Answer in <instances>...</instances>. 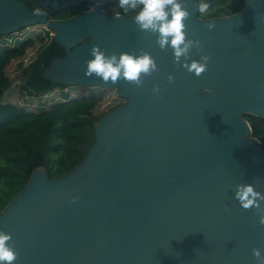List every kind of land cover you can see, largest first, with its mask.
I'll return each instance as SVG.
<instances>
[{"label":"water","instance_id":"water-1","mask_svg":"<svg viewBox=\"0 0 264 264\" xmlns=\"http://www.w3.org/2000/svg\"><path fill=\"white\" fill-rule=\"evenodd\" d=\"M34 1L42 12L0 0V36L34 24L53 32L27 84L38 92L117 88L128 101L98 117L80 163L52 178L35 167L0 211L14 264H259L253 249L264 255V225L235 191L251 183L264 193V148L243 117L264 116V0L214 17H198L200 0H188L187 37L201 42L188 63L210 57L199 77L140 31L135 13H104L109 0ZM84 1L95 5L61 21L46 17ZM95 45L108 55L148 52L159 71L139 87L88 77Z\"/></svg>","mask_w":264,"mask_h":264},{"label":"trees","instance_id":"trees-1","mask_svg":"<svg viewBox=\"0 0 264 264\" xmlns=\"http://www.w3.org/2000/svg\"><path fill=\"white\" fill-rule=\"evenodd\" d=\"M208 4L206 13L197 11L198 17L224 16L239 12L245 0H203ZM139 7L136 11H139ZM69 8L56 15L70 18L79 12ZM124 14H133L130 10ZM10 35V34H9ZM41 37L38 39V37ZM1 37V36H0ZM17 44L0 43V211L13 200L27 184L30 172L37 166L46 169L49 178L60 176L75 167L87 154L94 142V126L101 115L122 102H116L101 113L95 108L104 99V91L110 88L88 85H63L38 92L27 84L30 68L46 53L52 38L47 39L42 29H34L17 36ZM41 40L42 43H37ZM44 38V40H43ZM47 39V40H46ZM31 50V52H29ZM34 54L32 60L21 68L22 90L32 96H44L57 91L58 96L46 108L36 111L23 105L2 101L4 90L11 84L8 66L23 55ZM71 91L76 94L72 96ZM67 98L63 99V94ZM70 95V96H69ZM28 97V96H27ZM251 134L264 148V116L245 113Z\"/></svg>","mask_w":264,"mask_h":264},{"label":"clouds","instance_id":"clouds-1","mask_svg":"<svg viewBox=\"0 0 264 264\" xmlns=\"http://www.w3.org/2000/svg\"><path fill=\"white\" fill-rule=\"evenodd\" d=\"M188 0H118V7L125 13L130 10L135 12L134 23L142 32H150L157 37V44L161 50H167L169 47L173 50L174 60L180 63L183 58V67L188 72L194 73L197 77L207 70V64L210 60L208 55L202 56L201 60H191L190 52L194 47L201 49L199 40L189 39L186 32V19L190 16L186 4ZM139 7V11H136ZM208 10V4L203 0L199 2L198 11L203 14ZM116 13V17H119ZM214 25L210 24L209 28ZM90 55L94 59L86 61L87 68L85 75L88 77L102 78L107 82L116 83L121 79L136 86H142L144 79L158 72L159 68L155 58L148 52L140 55L123 52L108 55L101 50L99 45L93 46ZM169 82L174 81V76H168ZM159 92V86L153 89ZM235 199L245 210L255 209L259 216V224L264 225V207L261 202L264 201V193L257 191L254 184H239L236 186ZM76 198H73L75 201ZM12 235L0 230V264H14L18 259V253L10 243ZM253 255L259 264H264V255L260 249H253Z\"/></svg>","mask_w":264,"mask_h":264},{"label":"rangeland","instance_id":"rangeland-1","mask_svg":"<svg viewBox=\"0 0 264 264\" xmlns=\"http://www.w3.org/2000/svg\"><path fill=\"white\" fill-rule=\"evenodd\" d=\"M26 30H23L22 32H13L10 35H1L0 37V43L4 44H17L20 42V39L17 38V36H20L23 34V32L27 33V31L30 33L34 29H42V34L47 37L48 40L52 38L53 32L49 30L47 26H43L42 24H34L31 26L24 27ZM41 37L39 36L38 39ZM36 38L35 41L37 43H42L41 40L38 41ZM46 39V40H47ZM44 40V38H43ZM31 52V50L29 51ZM28 52V53H29ZM34 57V54L29 53L26 55H23L22 57H19L17 59V62L12 61V63L8 66V76L10 77L11 84L4 90L2 94V101L4 102H11L17 105H23L26 108L30 110H38L40 108H46L56 99L58 94L57 91H51L45 94L44 96H32L27 94L24 90H22V87L20 85L23 83V76L21 73V68L27 65V63L32 60ZM71 95L74 96L76 93L71 91ZM117 88H110L103 93L104 99L101 100V102L98 104V106L95 108L94 113H101L110 108L111 105H113L116 102H122L126 103L128 101L127 98L120 97L117 94ZM28 96V97H27ZM70 96V95H69ZM67 94H63V99L67 98ZM50 102V103H49ZM1 190V185H0Z\"/></svg>","mask_w":264,"mask_h":264},{"label":"flooded vegetation","instance_id":"flooded-vegetation-1","mask_svg":"<svg viewBox=\"0 0 264 264\" xmlns=\"http://www.w3.org/2000/svg\"><path fill=\"white\" fill-rule=\"evenodd\" d=\"M25 1L27 3L28 7L32 11L42 12V10H43L42 6L39 3H37L36 1H34V0H25ZM94 5H95V2H86V1L80 3L77 6H65L64 5V6L58 7L54 11L47 12L46 17L49 21H61V20H65L66 18L65 19L64 18H57L56 15H58L59 12H63L65 10H68L69 8L73 7V8L81 9L78 12V13H80V12H84V11H88L89 9H92L94 7ZM102 11L106 14H115V13L124 14L120 10V8L118 7V0H109V1L103 2ZM23 29H25V28H21L16 32H18V33L22 32Z\"/></svg>","mask_w":264,"mask_h":264},{"label":"built area","instance_id":"built-area-1","mask_svg":"<svg viewBox=\"0 0 264 264\" xmlns=\"http://www.w3.org/2000/svg\"><path fill=\"white\" fill-rule=\"evenodd\" d=\"M42 25H43V26H45L44 24H42ZM23 30H26V28H25V29H23ZM50 32H51V31H50ZM27 33H28V31H27ZM27 33L23 32V34H25V35H26Z\"/></svg>","mask_w":264,"mask_h":264}]
</instances>
